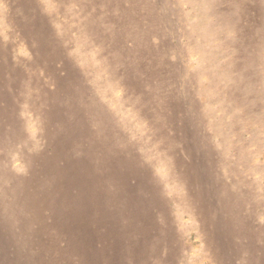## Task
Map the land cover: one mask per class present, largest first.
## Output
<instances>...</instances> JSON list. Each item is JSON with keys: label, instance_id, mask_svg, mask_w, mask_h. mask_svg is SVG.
Instances as JSON below:
<instances>
[{"label": "rangeland", "instance_id": "1", "mask_svg": "<svg viewBox=\"0 0 264 264\" xmlns=\"http://www.w3.org/2000/svg\"><path fill=\"white\" fill-rule=\"evenodd\" d=\"M0 264H264V0H0Z\"/></svg>", "mask_w": 264, "mask_h": 264}]
</instances>
